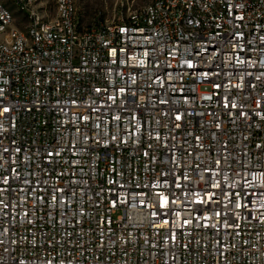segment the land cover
Listing matches in <instances>:
<instances>
[{
  "label": "built area",
  "instance_id": "1",
  "mask_svg": "<svg viewBox=\"0 0 264 264\" xmlns=\"http://www.w3.org/2000/svg\"><path fill=\"white\" fill-rule=\"evenodd\" d=\"M12 1L0 264H264V0H151L94 29L77 0Z\"/></svg>",
  "mask_w": 264,
  "mask_h": 264
},
{
  "label": "rangeland",
  "instance_id": "2",
  "mask_svg": "<svg viewBox=\"0 0 264 264\" xmlns=\"http://www.w3.org/2000/svg\"><path fill=\"white\" fill-rule=\"evenodd\" d=\"M12 11L16 26L25 30L29 19L24 12L14 5L12 0H5ZM40 15L46 19L56 16V0H33ZM151 0H77L80 23L85 29L98 28L101 24L113 21H125L134 12L145 7Z\"/></svg>",
  "mask_w": 264,
  "mask_h": 264
},
{
  "label": "snow or ice",
  "instance_id": "3",
  "mask_svg": "<svg viewBox=\"0 0 264 264\" xmlns=\"http://www.w3.org/2000/svg\"><path fill=\"white\" fill-rule=\"evenodd\" d=\"M188 67H192V64H191L190 62L188 63ZM217 87H219V85H217ZM96 91H100V90H99V89H96ZM225 107H227V105H225ZM232 107H236V105H235L234 102H233V104H232ZM4 111H8V109H4ZM244 115H246V114H244ZM85 119H87V117H85ZM176 119L179 120V119H181V117L178 115V116H176ZM49 155H51V153H49ZM216 163L219 164L220 161L217 160ZM249 175H253V174L249 173ZM185 179H187L186 176H185ZM5 182H6V181H5ZM25 183H27V181H25ZM247 183H251V181H247ZM176 186L179 187L180 185L177 184ZM218 186H219L218 183L212 185V187H218ZM261 187H264V185H261ZM0 191H3V189H0ZM58 191L63 192L64 190H63V189H58ZM158 195H161L160 207H161V208L166 207L167 204H168V198H167L166 196H163V194H158ZM214 195H215L214 193L209 194V200H211V199H212V196H214ZM236 195H237V197H239L240 194H239V193H236ZM248 195H252V196H254V195H256V193H255V192H252V193H245V196H248ZM260 195H264V192L260 193ZM39 199H43V198L41 197V198H39ZM52 199L55 200L56 197L53 196ZM60 202L63 203V200H61ZM202 202H203V201H197V203H202ZM0 203H2V201H0ZM172 203L174 204V203H176V201H175V200H172ZM113 204H115V202H113ZM242 206L245 207L246 209L248 208V205H247V204L241 205V203L239 202V200H237V201L235 202V207H236V208H240V207H242ZM249 211H251V209H249ZM156 215H157L156 213H153V216H156ZM175 215L179 216V213H175ZM215 215H216V216H220L221 213H220V212H216ZM202 218H205V219H206L207 217H202ZM164 223L167 224L168 221L165 220ZM184 223H185V224H188V223H191V221H185ZM224 224L227 225V227H229V228H232V227H238V223H235V222H234V223H232V224H229L227 220L224 221ZM205 226L207 227V225H205ZM212 227H215V225H212ZM172 238L175 239V236L173 235Z\"/></svg>",
  "mask_w": 264,
  "mask_h": 264
}]
</instances>
